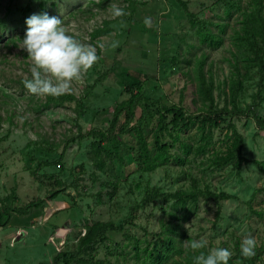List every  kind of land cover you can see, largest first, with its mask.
<instances>
[{"label": "rangeland", "instance_id": "1", "mask_svg": "<svg viewBox=\"0 0 264 264\" xmlns=\"http://www.w3.org/2000/svg\"><path fill=\"white\" fill-rule=\"evenodd\" d=\"M182 1L198 18L212 21L214 32L218 33L215 23L227 24L221 45L213 48L199 41L181 0H0V207L6 196H11L10 204L17 209L44 199L24 213L13 212L10 223L0 226V264L49 262L58 250L75 245L87 223L98 220L122 225L121 230L108 232L117 240L126 239L123 233L148 239L159 229V219L166 216L164 208L170 210L171 203L153 199L139 209L131 206L141 200L146 188L176 191L193 182L229 197H202L198 206L181 210L190 236L207 240L209 250L228 248L232 257L236 241L249 233L258 245L264 244V162L255 161H264V125L252 112L232 117L244 135L243 152L248 158L239 174L231 163L220 168L209 163L210 156L225 146V123L212 127V143L205 151L196 149L200 119L187 129H178L193 143L183 166L171 158L163 167L143 171L132 153H124L120 162L103 152L107 162L99 169L89 157V129L107 128L116 103L129 96L123 86L136 76L142 79L146 98L199 113L197 64L205 55L214 103L224 105L234 50L230 36L240 16L234 12L227 18L223 0ZM247 1L240 0L241 6ZM113 4L127 15L113 18ZM44 12L61 18L78 40L105 46L103 50L97 47V63L73 82L72 92L83 101L81 108L74 100L46 107L45 95H33L23 85L31 77L32 63L20 47L25 21ZM146 17L151 26L145 25ZM97 28L110 29L92 36ZM256 92L254 82L246 83L241 106H251ZM258 101L261 105L252 108L264 120V100ZM204 125L206 130L208 125ZM144 131L151 141L149 129ZM122 139L128 145L137 144L132 130L123 132ZM162 139L173 138L166 134ZM179 145L177 141L172 151H179ZM58 159L62 169L55 162ZM182 170L186 176H181ZM57 178L62 180L60 185L54 183ZM56 190H60L58 195L49 199Z\"/></svg>", "mask_w": 264, "mask_h": 264}, {"label": "trees", "instance_id": "2", "mask_svg": "<svg viewBox=\"0 0 264 264\" xmlns=\"http://www.w3.org/2000/svg\"><path fill=\"white\" fill-rule=\"evenodd\" d=\"M181 2L199 41L207 43L213 48L221 45L223 43L222 35L225 33L227 24L215 23L218 33L214 32L211 29L212 21L198 18L196 14L188 10L185 2L182 0ZM223 3L225 5L224 15L227 18L231 17L234 12L240 16L237 19V26L233 27L230 36L234 50L229 58L231 71L226 80L227 90L225 91L224 105L219 107L214 103L213 78H208V71L204 69L205 58H207L205 55L199 57L201 59H198L197 64L198 93L202 104L199 113L189 112L185 106L180 104L158 105L155 100L146 98L141 92L142 79L136 76L123 86L122 89L129 96L116 103L107 128L91 127L89 129V134L92 137L89 157L97 168L103 169L106 165L107 159L103 152L109 153L111 159L116 158L120 162L123 160L124 153H132L143 171H153L163 167L171 158L183 166L189 159L193 143L188 140L189 136L182 134L178 129H187L200 119V133H197L199 142L196 149L199 152L205 151L212 143V127L219 126V122L225 123L227 128L225 146L220 153L210 156L209 163L217 168L231 163L236 174H239L242 163L246 162L248 158L243 152L244 135L238 132L232 117L252 112L259 124L264 125V120L252 108L261 105L258 100H264V0H248L244 7L241 6L240 0H223ZM109 29L97 28L92 36L109 32ZM173 61L177 62L178 56L173 57ZM249 82H254L257 85V92L252 95L254 100H252L251 106L243 107L241 106V97L245 90V84ZM72 100L78 107L83 106V101L73 92L59 97L45 96L43 104L46 107L57 106ZM137 108L140 109L139 116H136ZM204 123L208 125L206 130H204ZM145 128L151 132V141L148 140ZM129 130H132L136 135V146L128 145L122 139V133ZM166 134L172 136V141L162 139ZM177 141L180 142V150L172 151ZM55 162L62 169L60 159ZM180 174L186 176V171L182 170ZM61 181L60 178H57L54 183L60 185ZM59 191H53L48 198H55ZM202 197L219 200L228 198L229 195L225 192L211 193L208 186L201 187L196 182L187 188H180L176 191L146 188L141 200L136 202L134 207L131 206L132 210L142 208L153 199H162L171 203L170 210L164 208L167 217L159 219V229L152 233L148 239H139L131 233H123L126 239L117 240L108 232L119 231L122 229V225L116 226L112 221L98 220L86 224L85 231L73 247L60 249L49 262H40L39 264H194V256L199 253L194 252L187 244L189 240L198 239L190 236L184 228L181 221L184 216L181 210H190L198 206ZM12 200L11 196L2 198L1 227L10 223L13 212L18 210V212L24 213L44 201V199L31 201L17 209L10 204ZM240 244V241H236L235 257L231 256L228 264H259L260 262L264 264V244H257L256 255L250 259L241 255ZM101 250L102 254L100 255ZM201 251L207 253L208 246Z\"/></svg>", "mask_w": 264, "mask_h": 264}, {"label": "clouds", "instance_id": "3", "mask_svg": "<svg viewBox=\"0 0 264 264\" xmlns=\"http://www.w3.org/2000/svg\"><path fill=\"white\" fill-rule=\"evenodd\" d=\"M113 18L127 15L125 10L116 4L111 5ZM27 29L20 46L31 60L30 78L23 80L25 89L33 95L59 97L70 94L74 81H80L83 75L97 63L98 46L84 43L69 34L58 16L47 12L32 14L26 18ZM146 26H151V19L145 18ZM115 46V44H113ZM187 246L198 255L194 264H228L232 253L228 248L215 247L207 253L201 251L208 246L205 239L189 240ZM256 239L249 233L240 244L241 255L250 259L256 255Z\"/></svg>", "mask_w": 264, "mask_h": 264}]
</instances>
